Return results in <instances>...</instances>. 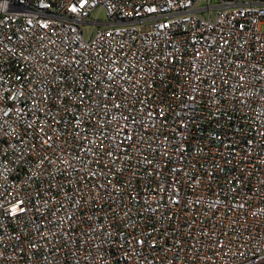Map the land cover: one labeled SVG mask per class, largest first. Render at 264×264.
<instances>
[{
	"label": "built area",
	"instance_id": "2783aa9c",
	"mask_svg": "<svg viewBox=\"0 0 264 264\" xmlns=\"http://www.w3.org/2000/svg\"><path fill=\"white\" fill-rule=\"evenodd\" d=\"M0 264H264V0H0Z\"/></svg>",
	"mask_w": 264,
	"mask_h": 264
},
{
	"label": "rangeland",
	"instance_id": "374dc122",
	"mask_svg": "<svg viewBox=\"0 0 264 264\" xmlns=\"http://www.w3.org/2000/svg\"><path fill=\"white\" fill-rule=\"evenodd\" d=\"M100 20H103V14H100L99 17H98Z\"/></svg>",
	"mask_w": 264,
	"mask_h": 264
}]
</instances>
